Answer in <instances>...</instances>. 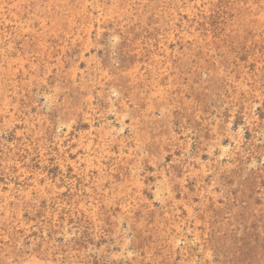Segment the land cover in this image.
Returning <instances> with one entry per match:
<instances>
[{
  "label": "rangeland",
  "instance_id": "rangeland-1",
  "mask_svg": "<svg viewBox=\"0 0 264 264\" xmlns=\"http://www.w3.org/2000/svg\"><path fill=\"white\" fill-rule=\"evenodd\" d=\"M0 264H264V0H0Z\"/></svg>",
  "mask_w": 264,
  "mask_h": 264
}]
</instances>
